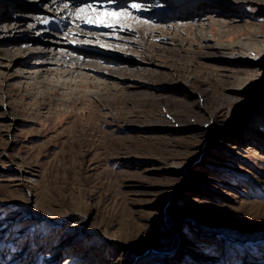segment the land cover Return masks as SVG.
I'll use <instances>...</instances> for the list:
<instances>
[{
  "label": "rangeland",
  "instance_id": "obj_1",
  "mask_svg": "<svg viewBox=\"0 0 264 264\" xmlns=\"http://www.w3.org/2000/svg\"><path fill=\"white\" fill-rule=\"evenodd\" d=\"M0 264H264V0H0Z\"/></svg>",
  "mask_w": 264,
  "mask_h": 264
},
{
  "label": "bare ground",
  "instance_id": "obj_2",
  "mask_svg": "<svg viewBox=\"0 0 264 264\" xmlns=\"http://www.w3.org/2000/svg\"><path fill=\"white\" fill-rule=\"evenodd\" d=\"M86 12L83 11L82 12L83 14H78V13H80V12H78L77 14L79 16L77 14H72V11L65 12L64 18L62 20H60V21H57V22H54V23L50 24V27H51V29H54L56 31H60V32L68 33V34H73V33L82 34L83 33V35L84 34L85 35H90V36L91 35H98V36L101 37L102 33L99 32V31L101 29L105 28V26H103L104 24L100 23V22L87 23L86 21L90 20V17H89V15H87ZM81 17H83V19ZM122 20L123 19H121L120 21H122ZM117 25L120 26L121 24L117 23ZM122 28L127 29V31L130 30V31H136L137 33H140L139 31L135 30V28H133L129 24V21H127V24L123 23L122 24ZM150 35H152V34L146 33V36H150ZM106 36H111V37L117 36L119 38V35H115V34H106ZM100 40H102V39H100ZM114 70H115L114 68L109 66L108 71H114Z\"/></svg>",
  "mask_w": 264,
  "mask_h": 264
},
{
  "label": "snow or ice",
  "instance_id": "obj_3",
  "mask_svg": "<svg viewBox=\"0 0 264 264\" xmlns=\"http://www.w3.org/2000/svg\"><path fill=\"white\" fill-rule=\"evenodd\" d=\"M108 3L109 4H114V3H116V0H108ZM85 7H92V5H85ZM128 7L140 10V5L136 4V3H133V4L129 5V6H125L124 8H121L119 11H117L116 9H112L110 11H106L104 13V15L110 16L113 19H119V18H122V17L126 18L128 15H130V13L128 12ZM77 11L78 12H83L84 8H78ZM81 18L83 19V17H81ZM44 22L47 23L46 20ZM86 22L87 23H95L96 21L90 19V20H87ZM103 26L112 28L113 24L112 23H106Z\"/></svg>",
  "mask_w": 264,
  "mask_h": 264
}]
</instances>
